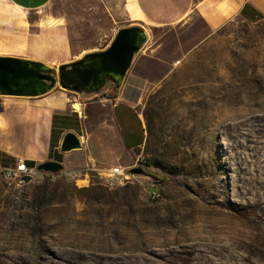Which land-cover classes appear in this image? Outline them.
<instances>
[{
  "label": "rangeland",
  "instance_id": "374dc122",
  "mask_svg": "<svg viewBox=\"0 0 264 264\" xmlns=\"http://www.w3.org/2000/svg\"><path fill=\"white\" fill-rule=\"evenodd\" d=\"M134 3L143 11L140 0H52L21 16L0 7V56L27 59L24 39L39 19L60 23L67 36L70 53L44 62L55 70L106 49L121 28H142L147 41L126 76L141 89L136 109L147 142L129 166L141 156L186 183L142 174L107 189L60 177L33 181L19 196L0 171V264H69L78 242L91 245L94 234L127 264H264V20L212 28L193 12L157 26L142 22ZM55 92L68 129L81 135L107 118L98 100L116 88L90 97L59 85ZM31 101L0 96V117L13 121ZM18 161L0 156V167ZM152 180L160 182L154 198L145 192ZM243 211L247 218L237 216Z\"/></svg>",
  "mask_w": 264,
  "mask_h": 264
},
{
  "label": "crops",
  "instance_id": "0c3cea01",
  "mask_svg": "<svg viewBox=\"0 0 264 264\" xmlns=\"http://www.w3.org/2000/svg\"><path fill=\"white\" fill-rule=\"evenodd\" d=\"M51 2L52 0H0V7L7 9L11 16H21L23 13H40ZM140 2L143 11L137 4L134 3V6L141 21L144 22L145 16L157 26L178 23L193 12L201 15L212 28H218L232 18H240L249 24L264 20V0H189L184 11H181L182 0ZM176 15L178 16L175 17ZM36 26L35 33H27L25 36L24 52L28 56L24 58L53 64L55 60L70 53L67 36L60 23L49 24L46 19H39ZM65 62L69 61H61L59 64ZM134 84V80L125 76L115 95L100 98L98 101L107 108V118L92 129L82 131L81 135L68 129L71 120L64 113L66 104L59 100L60 93L57 94L55 89L39 98H16L33 101L21 106L17 114L12 115L11 122L0 117V156L14 162L29 161L35 168L43 162H58L66 173L92 166L94 175L112 166H129L133 157L137 156V152L147 142L146 126L136 109L141 97L136 95L135 90L141 89ZM105 91L108 92L109 88ZM71 107L81 112L79 103L74 102ZM55 117L56 122H60L58 125L55 124ZM68 132H74L80 138L82 148L61 153L59 146ZM15 164L6 163L1 167Z\"/></svg>",
  "mask_w": 264,
  "mask_h": 264
},
{
  "label": "water",
  "instance_id": "95a60500",
  "mask_svg": "<svg viewBox=\"0 0 264 264\" xmlns=\"http://www.w3.org/2000/svg\"><path fill=\"white\" fill-rule=\"evenodd\" d=\"M147 41L145 31L139 26L119 29L110 45L99 52L85 54L77 61L62 64L57 70L41 61L0 56V96L13 98H39L61 89L84 97L95 96L110 86L119 89L135 55ZM82 148L80 138L73 132L64 135L59 151L69 153ZM37 171L58 173L63 166L47 161L36 167ZM133 175L143 170L133 168ZM25 183L30 178L23 179Z\"/></svg>",
  "mask_w": 264,
  "mask_h": 264
},
{
  "label": "built area",
  "instance_id": "2783aa9c",
  "mask_svg": "<svg viewBox=\"0 0 264 264\" xmlns=\"http://www.w3.org/2000/svg\"><path fill=\"white\" fill-rule=\"evenodd\" d=\"M146 164L147 161L143 157L138 156L131 166H112L93 175L92 172L95 171H93L92 166H85L84 168H80L69 173H66L63 170L58 173H48L37 171L35 167L28 166L26 161L19 160L13 166L0 167V171L8 186L18 189V195L22 196V188L25 185H28L33 181H43L45 179H55L60 177L65 178L75 184L77 182L86 181L87 185H89L91 181L95 179L101 186L107 189L123 187L125 185L133 184L134 179L137 177H142V175L131 174L130 170L133 168L141 169V167ZM26 177L30 178L28 183L23 181V179ZM152 181L153 182L150 184L151 187L145 190V192L149 193V197L154 198L159 196V190L157 186L160 184V182L156 180Z\"/></svg>",
  "mask_w": 264,
  "mask_h": 264
},
{
  "label": "bare ground",
  "instance_id": "6f19581e",
  "mask_svg": "<svg viewBox=\"0 0 264 264\" xmlns=\"http://www.w3.org/2000/svg\"><path fill=\"white\" fill-rule=\"evenodd\" d=\"M76 108L78 107L76 106ZM86 183L84 182V184ZM92 240L93 244L91 245L78 242L77 249L79 251L75 252L76 254L69 260V264H127L126 260L112 257L110 255L112 249L99 245V241H101L99 234H94ZM84 249H86V252H84Z\"/></svg>",
  "mask_w": 264,
  "mask_h": 264
},
{
  "label": "trees",
  "instance_id": "16d2710c",
  "mask_svg": "<svg viewBox=\"0 0 264 264\" xmlns=\"http://www.w3.org/2000/svg\"><path fill=\"white\" fill-rule=\"evenodd\" d=\"M55 124H57L56 117H55ZM26 163H27L28 166L33 167V164L31 162L26 161ZM141 169L143 170V174L144 175L153 177L155 179L168 178L174 185H177V186H180V187L184 186V184L186 183V181L188 179L184 175H178V176H175V177L167 176L164 172H162L161 170H159L158 168H156L155 166H153V165H151L149 163H147L146 165L142 166ZM237 216H242V219L247 218L248 217V211L237 212Z\"/></svg>",
  "mask_w": 264,
  "mask_h": 264
}]
</instances>
